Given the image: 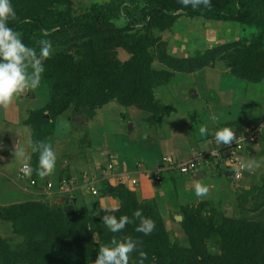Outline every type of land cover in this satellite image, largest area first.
Listing matches in <instances>:
<instances>
[{"label": "rangeland", "instance_id": "374dc122", "mask_svg": "<svg viewBox=\"0 0 264 264\" xmlns=\"http://www.w3.org/2000/svg\"><path fill=\"white\" fill-rule=\"evenodd\" d=\"M46 1L44 0L45 10L36 6L35 13L45 22L53 18L51 12L47 11L48 8L54 13L63 14V11L78 13L92 3H102L105 0H72L70 6L59 0ZM11 3L15 13L19 9L22 10L23 3L22 5L20 3L16 5L14 1ZM148 3L149 0H139L141 6ZM172 15H176V12H172ZM117 25L123 26L124 20L118 21ZM255 33L253 28L243 27L238 23L179 17L165 31L156 32L155 36L159 37L160 44L165 45L167 53L194 57L195 54H205L212 47L222 43L230 41L242 43ZM54 41H50L51 44ZM262 46L248 59L250 65L242 67L243 74L247 72L246 76L251 80L242 79L231 73L227 65L232 63L230 58L232 53L229 58V54H224L222 57L216 55L213 62L202 69L187 72L188 70L184 68L173 73L174 76L164 85L154 89V98L161 105L173 109L167 118L152 119L149 112L142 111L135 105L125 107L116 101H111L91 113L84 111L73 113L70 107L52 121V133H49L47 128L43 129L41 141L50 143L57 156L55 169L47 178L55 180L57 177L75 176L81 171L93 172L95 187L98 190L97 196H91L83 191V195L80 196V192H76L70 198V195L58 193L56 188L53 193L45 194L34 191L32 187L17 180V185L14 184L13 178L15 179L16 171L21 166L19 162H14L15 158L12 154L15 150L14 140L18 138V144L25 149L28 148L30 153L28 145L31 141V128L25 124V121L29 119L37 122L33 119L32 112L43 109L52 93V86L42 74L39 88L17 96L7 110L0 108V208L27 201H42L66 212L76 208L86 210L102 219L107 214L104 209L114 211L119 207V199L113 194L114 191L109 194L100 192L105 181L117 187L116 178L101 170L109 162L118 165L120 172H134V165L142 161L148 164L147 168L152 169L155 163L151 162L157 159L154 148L168 141L169 138L172 139L174 136L180 138L178 142L172 141L175 147L184 141L185 135L190 137L197 133L194 138L199 142L223 127H229L237 133L245 125L263 122L264 47ZM239 47L235 54L238 58L243 53L242 47ZM117 56L121 60L127 58L125 52H119ZM75 59L79 60L81 65L85 63V59H82L80 54H75ZM151 67L155 70L167 69L157 59L152 61ZM44 114H47L46 110ZM202 126L207 127L206 135L200 132ZM242 158L256 159L258 166L252 172L244 170L239 180H228L230 178L217 176L213 173L212 167H207L208 174L206 173L205 179L201 181L209 191L203 197L195 195L191 175L182 177L174 173L170 181L165 182L164 178L161 185H154L149 173H145L149 178L148 185L144 182V177H141V185L144 188L149 186L147 193L141 194L138 186L128 187L129 190L136 192L141 205H152L165 224L170 242L179 245L186 253L189 252L187 255H191V258L186 256L178 258L176 260L178 264L185 261L188 264L196 256L182 224L186 209L193 212L197 209L198 213L193 216V221L198 219L207 228L223 226L226 231L232 229V234L236 237L247 225L256 228V233L264 232V134L256 144L243 152ZM175 159L181 161L182 158L175 154ZM137 178H140L139 175ZM204 202L207 205L200 207ZM178 216L181 217L180 221L176 220ZM0 238L6 240L11 247H18L23 243V238L13 233L10 223L2 220H0ZM260 238V234L254 235V245L261 244ZM218 243L215 237L195 241V245H203L215 256L222 255L225 251ZM262 247L258 249H262L263 255L256 256L250 264H264ZM225 255L223 264H234L233 256Z\"/></svg>", "mask_w": 264, "mask_h": 264}, {"label": "trees", "instance_id": "16d2710c", "mask_svg": "<svg viewBox=\"0 0 264 264\" xmlns=\"http://www.w3.org/2000/svg\"><path fill=\"white\" fill-rule=\"evenodd\" d=\"M11 1L16 5L23 3V8L16 12L15 19H9L8 26L21 33L27 46L39 51L38 40H55L52 43L54 51L44 62L43 73V78L52 86L50 100L43 109L32 112L33 119L37 122L29 119L25 121L31 128V142L42 140L43 129L47 128L52 133V121L70 107L73 113H91L108 102L116 101L125 107L135 105L138 109L149 112L152 119L167 118L173 109L161 105L154 98L155 88L164 85L176 71L184 68L187 72L199 70L209 66L216 55L222 57L229 54V58L231 53L232 63L227 65L231 73L251 80L246 76V71L243 74L242 67L250 65L248 59L262 46L264 38V0H211L210 10L203 6L193 10L191 6L184 7L179 0H149L150 3L145 6H141L139 0H105L102 3H92L78 13H54L48 8L47 11L51 12L53 18L47 22L35 14L36 6L45 10L44 0ZM59 1L67 6L72 2ZM32 9L34 11H30ZM172 12H176V15H172ZM179 17L238 23L243 27L253 28L256 33L242 43H222L205 54L197 53L194 57L171 55L166 52L165 45L158 42L159 37L155 33L165 31ZM120 20H124L123 26L117 25ZM45 31L47 35H44ZM239 46L243 53L238 58L235 54ZM119 52H125L127 58L121 60L117 56ZM75 54H80L85 63L79 64ZM154 59L167 69H153L151 63ZM44 110L47 114H44ZM209 150L202 149L205 152ZM28 162L33 169L31 177L36 179L33 190L42 193L39 190V186L43 185L42 178L36 173L38 153L30 151ZM141 163L145 164L143 161ZM133 168L135 170L136 166ZM214 172L217 176L223 174L222 170L214 169ZM72 177H57L53 181ZM116 186L105 181L100 189L105 194H109V189H112L119 199L118 209L109 214L117 218L127 215L134 219L133 213L141 210L144 217L154 222L155 227L150 234L135 231L139 221L129 223L120 233H112L95 213L77 208L66 212L46 202L27 201L0 208V220L10 223L13 233L23 238V243L18 247H11L6 240L0 238V264H93L99 246L109 244L113 236H132L140 241L138 248L147 254L144 264H178V258H191V255H187L188 251L186 253L185 249L170 242L165 224L152 205H141L135 191L121 184ZM67 195L70 198L72 196ZM204 205L207 204L201 203L200 207ZM196 211L197 209L194 212L184 210L185 217L182 221L192 244L191 248L196 254L188 264H223L225 254L233 256L234 264H250L256 256L263 255L262 249L258 247L264 248V232L256 233V228L247 225L236 237L232 234V229L226 231L223 226L207 228L198 219L193 221V216L198 213ZM256 234L261 236L260 246L254 245ZM211 237H215L220 248L225 250L222 255L215 256L203 245H195V241ZM138 259V252H133L130 264H136ZM182 264L187 263L185 261Z\"/></svg>", "mask_w": 264, "mask_h": 264}, {"label": "clouds", "instance_id": "9594fccd", "mask_svg": "<svg viewBox=\"0 0 264 264\" xmlns=\"http://www.w3.org/2000/svg\"><path fill=\"white\" fill-rule=\"evenodd\" d=\"M179 2L184 7L191 6L193 10H198L201 6L211 9V0H179ZM15 16L11 0H0V108L4 110L12 105L17 96L41 86L42 74L45 71L44 62L50 58L53 51L52 44L47 39L37 41L39 51L27 46L21 38V33L8 26L9 19H15ZM44 35H47L46 31ZM207 131L206 126L200 128L201 134L206 135ZM214 139L222 146H231L233 141L237 144L239 142L236 140V132L229 127L215 131ZM28 147L32 153H38L37 175L41 178L49 176L55 169L57 161L53 146L45 141H30ZM12 154L15 158L14 162L21 164L19 171L24 175H30L33 169L28 162L27 150L17 144ZM257 166L256 159L241 160L234 169L235 176L239 178L243 170L252 172ZM193 184L197 197L207 195L209 189L201 180L194 179ZM104 210L108 214L103 216L102 223L112 233L122 232L129 223L135 221H139L135 231L145 235L150 234L155 227L154 222L144 217L141 210L133 213L134 219H130L127 215L117 218L109 214L111 209ZM139 243L140 241L132 236L120 238L113 236L109 244L99 246L93 264H130V255L133 252L139 254L136 264H144L147 254L138 248Z\"/></svg>", "mask_w": 264, "mask_h": 264}, {"label": "built area", "instance_id": "2783aa9c", "mask_svg": "<svg viewBox=\"0 0 264 264\" xmlns=\"http://www.w3.org/2000/svg\"><path fill=\"white\" fill-rule=\"evenodd\" d=\"M263 134L264 121L260 123H250L236 133V140H239L238 144L233 141L231 146H222L218 145L213 138L214 144L208 152L202 150L197 151L187 161H178L172 156L164 155L160 158V162L156 163L152 169L147 168L145 164L141 162L136 163L134 172H120V167H118V165L114 162H109L102 168V172L115 177L117 184L124 185L127 188L137 185L138 180L133 176L135 174L145 175V173H149V177L153 184L161 185L165 174L176 173L179 175L195 176L199 168L202 167H212L213 170H222L224 175L230 174L231 179L239 180L242 178L244 170L241 172L239 178H237L234 169L238 166L239 162L243 160V152L249 149L250 146L256 144ZM17 180L25 183L28 187L33 188L36 185V179L32 178L31 174L24 175L19 170L17 173ZM42 183L43 185L39 186V190L45 194L53 193L54 187H56L58 193L62 194H71L79 187L85 189L91 196H97L98 194L94 177L84 171L70 179H59L57 182L49 178H42Z\"/></svg>", "mask_w": 264, "mask_h": 264}, {"label": "crops", "instance_id": "0c3cea01", "mask_svg": "<svg viewBox=\"0 0 264 264\" xmlns=\"http://www.w3.org/2000/svg\"><path fill=\"white\" fill-rule=\"evenodd\" d=\"M218 129V128H217ZM195 135H197V133L196 134H193V136H190L191 138L193 137V139L191 140V138L190 137H186V135L185 136H183L184 137V141L183 142H181L179 145H177V146H175V147H173V143H172V141L174 142V141H180V138H178V137H176V138H169L168 139V141L166 140V142L164 141V143L163 144H161V145H157V148H154L155 149V152H157L156 153V160L154 161V162H151V163H155L156 164V162H157V160L158 159H160L162 156H164V155H171V156H173V158L175 159V154H177L178 155V157L179 158H182L181 159V161H186V160H188V159H190L193 155H194V153L195 152H197V150L199 151H201L202 149H211V147L213 146V143H212V139L211 138H213V134H210V135H208V136H206V137H204V139H202L201 141H199V142H197L196 141V139L194 138V136ZM208 137V138H207ZM206 139V140H205ZM210 139V140H209ZM16 144H18V138L17 139H15L14 140V147L16 146ZM182 144V145H181ZM15 149V148H14ZM27 149V152H28V148H26ZM182 154V155H181ZM29 156H30V153L28 152V159H29ZM151 156V155H150ZM153 156V158H154V155H152ZM151 161H153V159L151 160ZM144 162V161H143ZM144 163H146V162H144ZM155 164H153V166L155 165ZM148 165V164H147ZM19 168L20 167H18V169H17V171H16V175H15V179L13 178V180H14V184L15 185H17V182H16V180H17V173H18V170H19ZM204 168H199V170L197 171V174L195 175V176H190L191 177V180H194V179H198V180H203V179H205V176L208 174V172L206 171V168H205V170H203ZM102 170V169H101ZM81 172H83V171H81ZM214 172V171H213ZM88 173V172H87ZM207 173V174H206ZM215 173V172H214ZM80 174V172L78 173V174H76V175H79ZM90 175H92L93 176V172H90L89 173ZM174 173H168V174H165V176H164V178H165V182H167V181H170V179L172 178L173 179V177H174V175H173ZM75 175V176H76ZM139 175V179L137 178V176ZM6 176V175H5ZM4 176V177H5ZM134 176V178H136L137 180H140L139 182L140 183H137V186H138V188H139V190H140V193L142 194V193H147V188L149 187H146V188H144V186H142L141 185V177H144L143 179H144V182L148 185V180H149V178L147 177V176H145V175H143V174H135V175H133ZM182 177H188V176H186V175H181ZM222 176L223 177H225L226 178V176H224L223 174H222ZM44 178H47V177H44ZM9 179H10V177H9ZM18 181V180H17ZM140 184V185H139ZM143 185H144V183H143ZM136 186V187H137ZM142 188L144 189V190H142ZM83 191H86L85 189H83V188H81V187H79V188H77L75 191H73L71 194H72V196L71 197H73L74 195H75V193L76 192H80V196L81 195H83L84 194V192ZM86 193H87V191H86ZM88 194V193H87ZM145 195H147V194H145Z\"/></svg>", "mask_w": 264, "mask_h": 264}, {"label": "water", "instance_id": "95a60500", "mask_svg": "<svg viewBox=\"0 0 264 264\" xmlns=\"http://www.w3.org/2000/svg\"><path fill=\"white\" fill-rule=\"evenodd\" d=\"M228 176H230V174H228ZM112 192H113V190H112V189H109V193H112ZM176 220H177V221H180V220H181V217H179V216L176 217Z\"/></svg>", "mask_w": 264, "mask_h": 264}]
</instances>
